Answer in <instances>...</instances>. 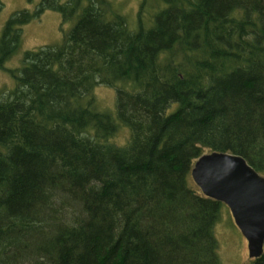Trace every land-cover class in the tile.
I'll return each mask as SVG.
<instances>
[{"label":"trees","instance_id":"1","mask_svg":"<svg viewBox=\"0 0 264 264\" xmlns=\"http://www.w3.org/2000/svg\"><path fill=\"white\" fill-rule=\"evenodd\" d=\"M48 8L75 23L0 89V264H221L225 202L192 167L225 150L264 174V0H41L4 24L0 67Z\"/></svg>","mask_w":264,"mask_h":264},{"label":"rangeland","instance_id":"2","mask_svg":"<svg viewBox=\"0 0 264 264\" xmlns=\"http://www.w3.org/2000/svg\"><path fill=\"white\" fill-rule=\"evenodd\" d=\"M41 0H2L0 9V34L8 18L15 12L23 9L35 10ZM64 1V0H61ZM151 1V0H150ZM121 5L123 12L131 18H136L142 0H115ZM75 23V18L65 20L62 13L55 9H45L39 16H35L22 25V42L0 67V89L13 88L16 84L15 73L11 69L18 70L22 64L24 50L34 49L40 46L56 44L63 40L64 35ZM101 108L116 112L117 90L114 86L99 84L96 88ZM128 129L121 128L117 140L122 142L128 136ZM216 233L220 242L221 264H251L254 257L249 255L248 240L235 222L234 216L228 204L221 209V216L216 224Z\"/></svg>","mask_w":264,"mask_h":264},{"label":"water","instance_id":"3","mask_svg":"<svg viewBox=\"0 0 264 264\" xmlns=\"http://www.w3.org/2000/svg\"><path fill=\"white\" fill-rule=\"evenodd\" d=\"M192 176L201 190L229 205L248 240L249 255L264 251V174L239 153L212 150L194 162Z\"/></svg>","mask_w":264,"mask_h":264}]
</instances>
